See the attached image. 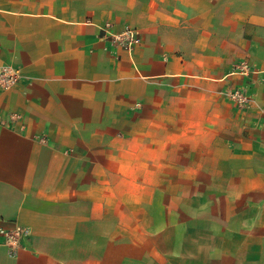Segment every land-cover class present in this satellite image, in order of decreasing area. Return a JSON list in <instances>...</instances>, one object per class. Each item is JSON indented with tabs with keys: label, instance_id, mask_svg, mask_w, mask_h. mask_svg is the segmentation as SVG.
<instances>
[{
	"label": "crops",
	"instance_id": "1",
	"mask_svg": "<svg viewBox=\"0 0 264 264\" xmlns=\"http://www.w3.org/2000/svg\"><path fill=\"white\" fill-rule=\"evenodd\" d=\"M0 67V264H264V0H0Z\"/></svg>",
	"mask_w": 264,
	"mask_h": 264
},
{
	"label": "built area",
	"instance_id": "2",
	"mask_svg": "<svg viewBox=\"0 0 264 264\" xmlns=\"http://www.w3.org/2000/svg\"><path fill=\"white\" fill-rule=\"evenodd\" d=\"M109 25L106 24L103 28L105 34H108L114 43L123 47L127 51L133 50L136 46L141 44V36L136 29H126L120 34H110L108 31ZM21 77L16 69L10 67H0V91L6 92L11 90L17 83H19ZM25 235V231L16 226L5 234L6 245L11 249L18 247L20 239Z\"/></svg>",
	"mask_w": 264,
	"mask_h": 264
}]
</instances>
